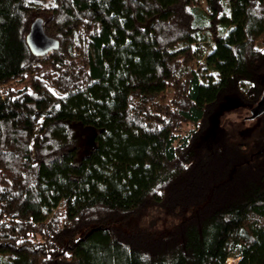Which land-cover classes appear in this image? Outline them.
Returning <instances> with one entry per match:
<instances>
[{"label":"trees","instance_id":"1","mask_svg":"<svg viewBox=\"0 0 264 264\" xmlns=\"http://www.w3.org/2000/svg\"><path fill=\"white\" fill-rule=\"evenodd\" d=\"M263 34L264 0H0V264H264Z\"/></svg>","mask_w":264,"mask_h":264},{"label":"rangeland","instance_id":"2","mask_svg":"<svg viewBox=\"0 0 264 264\" xmlns=\"http://www.w3.org/2000/svg\"><path fill=\"white\" fill-rule=\"evenodd\" d=\"M205 6L202 5L199 9L196 11L197 15V20L196 24H199L200 26L202 25L201 21H204L205 17ZM24 27L21 32V36L25 37V34L27 30L29 29V22L25 21ZM204 27V24L201 26ZM201 33L200 35H202ZM207 38V36H206ZM257 45L260 48L264 49V34L261 36V38L258 40ZM212 43L209 42V40H199L195 42L193 45V51H195V60L194 63L195 65L199 64L200 62L203 61L206 53L208 50L211 48ZM204 78L203 81H208V79L215 81L218 79V75L211 70L204 71ZM28 78V74L25 76V79ZM28 88V85H27ZM221 110L217 113V118L213 116L212 120H216L217 122L219 121L218 124L224 123L228 128H231L235 125L239 126L240 129H246L250 127L252 124L256 122L258 119L257 117L255 118L251 114V108L247 106H243L236 98L232 97L230 100H228L224 105H221ZM215 118V119H214ZM214 124V123H213ZM192 128L191 125H187L181 130L182 135H186L188 133V130ZM237 259H232L229 264H234V261ZM2 262V257H0V263Z\"/></svg>","mask_w":264,"mask_h":264},{"label":"water","instance_id":"3","mask_svg":"<svg viewBox=\"0 0 264 264\" xmlns=\"http://www.w3.org/2000/svg\"><path fill=\"white\" fill-rule=\"evenodd\" d=\"M43 26L42 18H35L25 34V43L32 55L41 56L48 51L56 50L58 47V40L46 35ZM254 113L255 109H251L253 116Z\"/></svg>","mask_w":264,"mask_h":264},{"label":"built area","instance_id":"4","mask_svg":"<svg viewBox=\"0 0 264 264\" xmlns=\"http://www.w3.org/2000/svg\"><path fill=\"white\" fill-rule=\"evenodd\" d=\"M232 259H237V258L229 257L228 260L226 261V264H229ZM236 262H237V260L234 261V264H236Z\"/></svg>","mask_w":264,"mask_h":264}]
</instances>
